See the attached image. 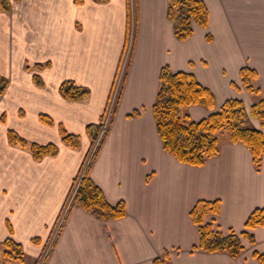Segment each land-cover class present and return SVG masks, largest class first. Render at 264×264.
I'll list each match as a JSON object with an SVG mask.
<instances>
[{
	"label": "crops",
	"instance_id": "1",
	"mask_svg": "<svg viewBox=\"0 0 264 264\" xmlns=\"http://www.w3.org/2000/svg\"><path fill=\"white\" fill-rule=\"evenodd\" d=\"M203 1L207 27L193 24L184 41L174 37L167 0H19L0 12V76L8 80L0 95V243L11 237L28 264L38 262L63 218L73 180L89 156L86 127L98 124L111 106L117 74L126 65L129 15L136 26L132 55L90 170L108 204L124 202L126 216L104 222L75 206L43 264H259L253 253H264V226L250 231L254 244L242 239L244 251L233 259L192 251L199 233L190 212L200 200H219L214 227L241 233L251 212L264 209V155L256 171L250 151L226 138L203 166L181 164L164 152L153 118L165 66L193 74L212 92V110H182L194 122L228 99L242 101L249 115L256 98L241 87L243 67L257 72L264 96V0ZM64 81L86 88L88 98L63 99ZM135 111L139 115L131 116ZM60 126L79 135L77 150L61 142ZM249 126L264 138V120L249 117ZM8 130L29 143L56 145L57 155L33 160L27 148L9 144Z\"/></svg>",
	"mask_w": 264,
	"mask_h": 264
},
{
	"label": "trees",
	"instance_id": "2",
	"mask_svg": "<svg viewBox=\"0 0 264 264\" xmlns=\"http://www.w3.org/2000/svg\"><path fill=\"white\" fill-rule=\"evenodd\" d=\"M18 1L0 0V12H9L11 2L16 3ZM93 1L105 3L108 0ZM167 1L166 17L173 25V34L176 40L184 41L190 38L193 34V24L201 28L207 27L209 13L203 0ZM75 2L79 4L82 0H75ZM42 67L43 65L36 66L37 69ZM239 77L244 89L249 94L259 97L251 106L249 115L242 101L228 99L222 104L219 111L212 112L206 118L194 122L187 114H182V110L190 106H202L212 110L215 102L212 92L202 86L191 73H173L167 66L160 70L159 88L152 106V113L157 134L166 154L171 155L181 164L201 167L208 159L218 155L220 142L217 135L226 130L228 141L232 144H243L251 153L255 170H260L264 155V138L261 130L249 126V117L260 121L264 120V96L255 85L258 80V74L255 70L243 67L239 71ZM34 82L38 86L41 85V81L37 77H34ZM7 86L8 80L0 76V95L3 94ZM232 86L237 90L234 84ZM59 94L67 101L81 102L88 98L89 91L86 88L76 86L72 81H64L59 87ZM115 105L111 109L110 122ZM105 115L106 113L101 117L98 124L86 127L90 140V152L79 175L73 180L65 204L66 206L69 202L64 220L75 206L80 207L95 219L104 222L126 216L124 202L120 201L113 206L108 204L103 192L90 178V170L108 132L107 130L101 138L99 137ZM138 115V111L131 114V116ZM40 120L47 125L52 122L45 115H41ZM59 134L61 142L68 148L77 150L80 147L79 135L69 134L61 126L59 127ZM7 138L11 146L27 148L35 161H40L46 156L54 157L58 152L57 146L54 144L29 143L12 130H8ZM95 143L96 147L92 151ZM219 209V200H200L192 208L190 218L198 227L199 233L198 244L192 248V251L200 250L209 254L221 253L236 259L244 251L241 239H247L251 244L255 243L254 236L250 231L264 226V209L256 208L253 210L244 224V230L239 234L232 229L223 233L219 228L214 227V218L219 214ZM209 219L211 220L209 221ZM8 229L11 232L10 227ZM33 242L37 243L38 240L34 239ZM0 257L19 261L20 264L24 262L21 245L11 237L0 243ZM253 257L259 264H264V253L254 252ZM153 264H162V262L155 260Z\"/></svg>",
	"mask_w": 264,
	"mask_h": 264
},
{
	"label": "rangeland",
	"instance_id": "3",
	"mask_svg": "<svg viewBox=\"0 0 264 264\" xmlns=\"http://www.w3.org/2000/svg\"><path fill=\"white\" fill-rule=\"evenodd\" d=\"M13 3L14 2H11V8H12V6H13ZM134 8H135V12H136V7H135V5H134ZM10 11H11V9H10ZM9 11V12H10ZM8 13V12H7ZM132 14V13H131ZM135 18H134V16H132V18L130 17V15H129V28H128V45L125 47V51H124V54H123V58H124V61H123V64L125 65L124 66V68L123 69H121L122 71L120 72V73H118L117 74V80L115 81V90H114V92L111 94V102H112V100L114 101V100H118V98H119V95H120V92H121V86H122V77H124L123 78V81H124V79H125V76H126V68L128 67V63H129V59H130V55H132V51H133V46H134V39H135V34H136V26H135ZM126 67V68H125ZM120 71V70H119ZM124 75V76H123ZM240 83H241V80H240ZM255 85L257 86V81L255 82ZM236 86V85H235ZM237 87V86H236ZM241 87L244 89V87L242 86V84H241ZM258 87V86H257ZM259 88V87H258ZM237 89H239L238 87H237ZM245 90V89H244ZM246 91V90H245ZM247 92V91H246ZM248 93V92H247ZM251 95V94H250ZM252 96H254L253 94H252ZM116 97V98H115ZM255 98H256V101H257V99L259 98V97H257V96H254ZM116 103V102H115ZM110 107H112V106H110ZM109 107V108H110ZM109 108H108V110H107V112H110V110H109ZM113 109V108H112ZM113 114V113H112ZM111 123V122H110ZM108 129V128H107ZM105 132V131H104ZM101 133V132H100ZM102 136H103V134H102ZM217 137H218V140H219V142H222L224 139H226V140H228V135H227V131L226 130H223L222 132H220L218 135H217ZM101 144V143H100ZM95 147H96V143L93 145V148H92V151L95 149ZM91 151V152H92ZM75 190V189H74ZM74 192V191H73ZM62 217L63 218H61V220L59 221V223L57 224V226L55 227V230H54V232L56 231H59V229H60V226L62 225V223H63V221H64V210H63V212H62ZM57 238V237H56ZM56 238H53V235H52V237H51V239L49 240V244H48V246H47V248H49L48 250H45L44 252H43V254L41 255V257H40V259L38 260V262L36 263V264H43V262L45 261V259H46V257L48 256V254L50 253V251H51V249H52V247H53V244L55 243V240H56ZM241 241H242V239H241ZM4 250V249H3ZM47 252V253H46ZM47 255V256H46ZM46 256V257H45ZM5 260H4V262H5V264H20V262L19 261H16V260H9V259H6V258H4ZM29 258L28 257H26V256H24V262H23V264H28V262H29ZM22 264V263H21Z\"/></svg>",
	"mask_w": 264,
	"mask_h": 264
},
{
	"label": "built area",
	"instance_id": "4",
	"mask_svg": "<svg viewBox=\"0 0 264 264\" xmlns=\"http://www.w3.org/2000/svg\"><path fill=\"white\" fill-rule=\"evenodd\" d=\"M107 124H108V118L105 120V123H104V126H103V130H102V132H101V135H100V137L102 136V134H103V132H104V130L106 129V127H107ZM56 231L54 232V234H53V238H55V236H56ZM49 249V248H48ZM47 249V250H48ZM47 253V252H46Z\"/></svg>",
	"mask_w": 264,
	"mask_h": 264
}]
</instances>
